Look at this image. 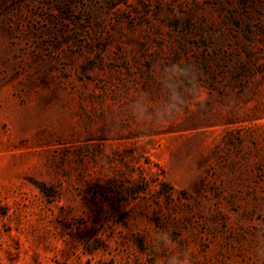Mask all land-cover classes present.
<instances>
[{"label":"rangeland","instance_id":"rangeland-1","mask_svg":"<svg viewBox=\"0 0 264 264\" xmlns=\"http://www.w3.org/2000/svg\"><path fill=\"white\" fill-rule=\"evenodd\" d=\"M203 102L141 126L156 65ZM264 222V0H0V264H254Z\"/></svg>","mask_w":264,"mask_h":264},{"label":"clouds","instance_id":"clouds-1","mask_svg":"<svg viewBox=\"0 0 264 264\" xmlns=\"http://www.w3.org/2000/svg\"><path fill=\"white\" fill-rule=\"evenodd\" d=\"M155 71L163 99L152 102L150 93L142 92L131 103L130 111L141 126H151L173 119L187 105L188 99L203 102L199 76L191 64L170 63L156 65ZM256 243L251 250L254 264H264V222L256 226ZM148 242L155 252H167L158 264H194L195 249L181 247L166 229H153L148 233Z\"/></svg>","mask_w":264,"mask_h":264}]
</instances>
